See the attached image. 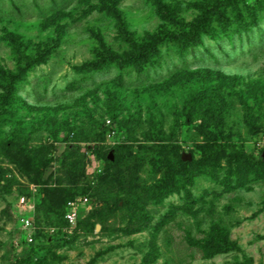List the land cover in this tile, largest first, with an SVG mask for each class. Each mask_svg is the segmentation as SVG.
<instances>
[{"label":"rangeland","instance_id":"obj_1","mask_svg":"<svg viewBox=\"0 0 264 264\" xmlns=\"http://www.w3.org/2000/svg\"><path fill=\"white\" fill-rule=\"evenodd\" d=\"M263 151L264 0H0V264H264Z\"/></svg>","mask_w":264,"mask_h":264},{"label":"built area","instance_id":"obj_2","mask_svg":"<svg viewBox=\"0 0 264 264\" xmlns=\"http://www.w3.org/2000/svg\"><path fill=\"white\" fill-rule=\"evenodd\" d=\"M83 199L82 197H76L73 200H70L67 202L66 206V212H65V219L69 224H75L77 221L78 217V204L81 202ZM21 202H25V198H21ZM22 223L24 224V227H31V222L27 218H22L21 219ZM29 241H32V238H29Z\"/></svg>","mask_w":264,"mask_h":264},{"label":"trees","instance_id":"obj_3","mask_svg":"<svg viewBox=\"0 0 264 264\" xmlns=\"http://www.w3.org/2000/svg\"><path fill=\"white\" fill-rule=\"evenodd\" d=\"M198 28H199V25L198 24H196V26L193 28V30L192 31H190L189 32V36L191 37V38H194L197 34H198ZM145 53V46H141L140 48H138L136 51H133V52H131V55L132 56H134V55H143ZM15 78H17V76L16 75H13V76H11L10 77V81H9V85H10V83H12V81H14L15 80ZM248 160H250V162H253L254 164H260V163H262V162H264V157L262 156V155H260V156H258V157H256V158H247ZM106 162H109L108 161V159H107V161ZM75 199V198H74ZM70 200H73V199H70ZM70 200H67L66 201V204H67V202L68 201H70ZM134 209L135 210H140V208L139 207H135V205H134ZM65 212H66V210H65ZM65 214V213H64ZM64 218H65V215H64ZM66 220V219H65ZM66 222H67V220H66Z\"/></svg>","mask_w":264,"mask_h":264},{"label":"water","instance_id":"obj_4","mask_svg":"<svg viewBox=\"0 0 264 264\" xmlns=\"http://www.w3.org/2000/svg\"><path fill=\"white\" fill-rule=\"evenodd\" d=\"M262 156L264 157V151H263V153H262ZM191 158H192V156H191L190 154H185V155H183V159H184V160H191Z\"/></svg>","mask_w":264,"mask_h":264}]
</instances>
